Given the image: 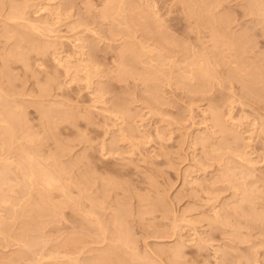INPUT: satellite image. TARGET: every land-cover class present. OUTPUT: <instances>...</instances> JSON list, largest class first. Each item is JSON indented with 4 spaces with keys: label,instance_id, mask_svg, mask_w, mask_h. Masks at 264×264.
Segmentation results:
<instances>
[{
    "label": "rangeland",
    "instance_id": "1",
    "mask_svg": "<svg viewBox=\"0 0 264 264\" xmlns=\"http://www.w3.org/2000/svg\"><path fill=\"white\" fill-rule=\"evenodd\" d=\"M260 2L0 0V264H264Z\"/></svg>",
    "mask_w": 264,
    "mask_h": 264
},
{
    "label": "bare ground",
    "instance_id": "2",
    "mask_svg": "<svg viewBox=\"0 0 264 264\" xmlns=\"http://www.w3.org/2000/svg\"><path fill=\"white\" fill-rule=\"evenodd\" d=\"M254 1H255V0H254ZM256 1H257V0H256ZM257 3H258V2H257ZM260 3H261V2H260ZM262 3H263V0H262ZM262 3H261V4H262ZM13 4H14V3H13ZM263 4H264V3H263ZM254 5H256V4H254ZM256 6L258 7V4H257ZM259 6H260V5H259ZM261 6H262V5H261ZM14 7H16V6H14ZM105 7H106V6H105ZM253 7H254V6H253ZM188 8H189V7H188ZM259 8H260V7H259ZM15 9H16V8H15ZM107 9H108V8H107ZM107 9H106V10H107ZM195 10H196V9H195ZM255 10L257 11V9H255ZM262 10H263V9H262ZM192 11H193V10H192ZM192 11H191V12H192ZM197 12H198V11H197ZM263 12H264V11H263ZM194 13H195V12H193V16L195 17L196 14H194ZM254 14H255V13H254ZM260 14H261V13H260ZM263 14H264V13H263ZM198 15H199V12H198ZM258 15H259V14H258ZM263 16H264V15H263ZM198 17L200 18L201 16H198ZM255 17H256V16H255ZM257 18H258V17H257ZM260 19H261V17H260ZM262 21H264V19H263ZM262 21H261V22H262ZM261 22H260V23H261ZM262 25H263V24H262ZM211 27H212V26H211ZM215 30H216V29L214 28V31H215ZM212 31H213V27H212ZM28 32H29V30H28ZM262 32H263V31H262ZM262 32H261V34H262ZM214 33H215V32H214ZM214 33H213V36H214ZM30 34L33 35V33H30ZM221 34H222V33H221ZM32 35H31V36H32ZM218 35H219V34H218ZM222 35H224V34H222ZM263 35H264V34H263ZM24 36H25V35H24ZM27 36H28V35H27ZM27 36L25 37V39L27 38ZM28 37H29L30 39H31V38L33 39V37H30V35H29ZM219 38H220V36H219L217 39H219ZM224 38H225V36H224ZM229 38H230V37H229ZM234 38H235V37H234ZM27 39H28V38H27ZM30 39H29V41H31ZM221 39L223 40V38H221ZM221 39H220V40H221ZM226 39H227V38H226ZM226 39H225V40H226ZM23 40H24V38H23ZM215 40H216V38H215ZM228 40H229V39H228ZM238 40H239V38H238ZM25 41H26V40H25ZM36 41H37V40H35V42H36ZM226 41H227V40H226ZM26 42H27V41H26ZM26 42H25V48H27V46H26V45H27ZM38 42H39V40H38ZM38 42H37V43H38ZM214 42H216V41H214ZM233 42L235 43L236 41H231V42H229V43L226 42V44L228 43V45L233 46V45H234ZM237 42H238V41H237ZM27 43H29V42H27ZM33 43H34V41L31 42L30 45L33 44ZM43 43H44V42H43ZM217 43H219V40H218ZM230 43H233V45L230 44ZM34 44H36V43H34ZM39 44H40V43H39ZM46 44H47V43H46ZM224 44H225V43H223V45H224ZM236 44H237V43H236ZM17 45H18V43H17ZM19 45H20V44H19ZM30 45H29V46H30ZM37 45H38V44H37ZM43 45H44V44H43ZM48 45H49V44H48ZM48 45H47V46H48ZM216 45H217V44H216ZM20 46H21V45H20ZM20 46L17 47L16 49L20 48ZM38 46H39V45H38ZM47 46H46V48H47ZM231 46H229V47H231ZM238 46H239V45H238ZM32 47H33V46H32ZM32 47H30V48H32ZM36 47H37V46H36ZM41 47H42V46H41ZM41 47H39L38 50L35 48V50H36V51H39V49H40ZM43 47H44V46H43ZM234 47H235V46H234ZM234 47H233V48H234ZM21 48H22V46H21ZM21 48H20V49H21ZM25 48H24V49H25ZM46 48H45V49H46ZM226 48H227V47H226ZM233 48L231 47V48H229V50H230V49H233ZM33 49H34V48H33ZM45 49H44V50H45ZM227 49H228V48H227ZM234 49H235V48H234ZM29 50H30V49H28L27 51H29ZM40 50L43 51V48H41ZM233 51H234V50H233ZM239 51H240V50H239ZM15 52H16V51H15ZM24 52H25V51H24ZM25 53H26V52H25ZM236 53H237V52H236ZM16 54H17V53H16ZM18 54L21 55V54H22L21 51H20V53H18ZM23 54H24V53H23ZM23 54H22V55H23ZM132 54H135V53H132ZM132 54H131V55H132ZM221 54H222V53H221ZM26 55H27V53H26ZM41 55H42V54H41ZM123 56H125V55H123ZM135 56H136V55H135ZM223 56H224V53H223ZM17 57H18V56H17ZM24 57H25V56H23V58H24ZM20 58H21V57H20ZM20 58H19V59H20ZM23 58H21V60H22L21 62L24 61L25 58H24V59H23ZM122 58H123V57H122ZM26 59H27V58H26ZM26 59H25V60H26ZM29 59H30V58H29ZM132 59H133V57H132ZM16 60H18V58H17ZM237 60L239 61L240 58L237 59ZM26 61H27V60H26ZM26 61H24V62H25L26 64H28V62H26ZM134 61H136V59H135ZM241 61H243V60H241ZM123 62H124V64L126 63L125 61H123ZM120 63H121V62H120ZM128 63H129V62H128ZM136 63H137V62H136ZM204 63H205V62H204ZM122 64H123V63H122ZM126 64H127V63H126ZM129 64H130V63H129ZM199 64H200V66L202 65L201 62H200ZM130 65H131V64H130ZM203 65H205V64H203ZM203 65H202V66H203ZM243 65H244V62H243ZM24 66H27V65H24ZM198 66H199V65H198ZM198 66H197L198 69L195 67L196 70H197V72H198V70L201 69L200 66H199V67H198ZM202 66H201V67H202ZM206 66H207V65H205V66H203V67L206 69ZM131 67H132V65H131ZM133 67H135V66H133ZM137 68H138V67H137ZM199 68H200V69H199ZM138 69L140 70L141 67L138 68ZM146 69H147V68H145V69L143 70V67H142V70H143V71H145ZM147 70L149 71V69H147ZM209 70H210V69H209ZM209 70H208V67H207V69L204 71V72H207V73L204 74V73L202 72L203 75H204V76H203V75H202V76H203V77H205V75L208 76V74H209L208 71H209ZM140 71H141V70H140ZM143 71H141V72H143ZM149 72H150V71H149ZM197 72H196V73H197ZM146 73H147V71H146ZM193 73L195 74V72H193ZM199 73H200V75L202 74L200 71H199ZM246 73H247V72H246ZM148 74H149V73H148ZM151 74H152V73H151ZM198 75H199V74H198ZM200 75H199V77H201ZM250 75H251V74H250ZM246 76H247V74H246ZM195 77H197V76L195 75ZM247 77H248V76H247ZM201 78H202V77H201ZM249 78H250V76H249ZM204 79L206 80V78H204ZM247 79H248V78H247ZM247 79H246V80H247ZM198 80H199V79H197V81H198ZM201 80L203 81V78H202ZM201 80H200V81H201ZM249 80H250V79H249ZM197 83H198V82H197ZM200 83H201V82H200ZM202 83H203V82H202ZM193 84H194V83H193ZM203 84H204V83H203ZM201 85H202V84H201ZM197 86H198V85H197ZM203 86L205 87V84H204ZM201 88H202V87H201ZM4 91H5V89H4ZM3 96H4V95H3ZM1 97H2V96H1ZM11 98H13V96H12ZM8 103H9V102H8ZM8 103H7V104H8ZM16 105H17V103H16L15 105H13V107L15 106V107H14L15 109L18 108V107H17L18 105H17V106H16ZM19 106H20V105H19ZM2 109H4V108H2ZM8 110L10 111V108L8 109V107H7V111H8ZM0 111H1V110H0ZM16 111H17V112H16ZM18 111H19V109L14 110V112H16V113L14 114L13 111L11 110V114H12L13 116L16 117V115L18 114ZM20 112H22V114H21ZM214 112H216V110H214ZM3 113H4V111H3ZM6 114H8V113L6 112ZM11 114H9V115H11ZM20 114H21V117H23V118L25 117V116H22V115H23V111H21V110L19 111V116H20ZM213 114H215V113H213ZM217 114H218V112L216 113V115H217ZM1 115H2V114H0V116H1ZM3 115H4V114H3ZM9 115H7V116H9ZM12 115H11V118H12ZM216 115H215V116H216ZM217 116H218V118H219V114H218ZM3 117H4V116H3ZM15 117H14V118H15ZM17 117H18V116H17ZM17 117H16V120H15L14 118H13L12 120L17 121V119H18ZM1 118H2V117H1ZM1 118H0V121H3L2 119L5 120V118H2V119H1ZM19 118H20V117H19ZM23 118H22V119H23ZM65 119H66V118H65ZM6 120H8V117L6 118ZM9 120H10V119H9ZM18 120H19V122L22 123V120H21V121H20V119H18ZM215 120H216V119H215ZM215 120H214V122L216 123ZM23 121H25V120H23ZM10 122H12V121L10 120ZM17 122H18V121H17ZM17 122H16V123H17ZM219 122H220V121H219ZM3 123H4V122H3ZM52 123H54V122H52ZM217 123H218V121H217ZM220 123H221V122H220ZM220 123H219V124H220ZM6 124H7V123H5V126H6ZM8 124H13V125H14V122H13V123H8ZM8 124H7V128H8V129H7V128H4V127H3L4 125H3V126H0V129H1L0 132H1V131H3L2 133H6V132H8L7 134H9V135L12 134L14 131H13L12 128H11L12 126L10 127V125H9L10 128L8 127ZM222 124H223V123H221L220 125H221V127L224 129V127L222 126ZM16 125H17V124H16ZM16 125H15V126H16ZM216 125H217V124H216ZM220 125H219V126H220ZM18 126H19V125H18ZM18 126H16V127H18ZM217 126H218V125H217ZM224 126H225V125H224ZM2 127H3L4 129H3ZM221 127H220V128H221ZM222 128H221V130H222ZM227 128H228V127H227ZM227 128H226V129H227ZM5 129H6V132H4ZM18 129H19V128H18ZM228 129H229V128H228ZM9 130H11L10 132H12V133H10ZM224 130H225V129H224ZM262 130H263V129H262ZM233 131H234V130H233ZM21 132L23 133V131H21ZM227 132H228V131H227ZM229 132H230V131H229ZM2 133H1V134H2ZM16 133H17V132H16ZM225 133H226V130H225ZM263 133H264V132H263ZM20 134H21V133H20ZM20 134H19V136H20ZM26 134H27V133H26ZM229 134H230V133H229ZM232 134H233V133H232ZM232 134H231V135H232ZM234 134H235V133H234ZM13 135H14V134H12V135H10V136H13ZM15 135H16V134H15ZM21 135H22V134H21ZM24 135H25V133L23 134V136H24ZM231 135H230V137H231ZM26 136H27V135H26ZM234 136L236 137V135H234ZM15 137H16V136H15ZM24 137H25V136H24ZM235 137H234V138H235ZM237 137H238V136H237ZM12 138H13V137H12ZM28 138H29V137H28ZM26 139H27V138H26ZM232 139H233V135H232ZM236 139H238V138H236ZM236 139H235V140H236ZM13 140H14V139H13ZM15 140H17V139L15 138ZM235 140H234V141H235ZM23 141H26V140H23ZM232 141H233V140H232ZM14 142H15V141H14ZM27 143H28V141H27ZM21 144H22V143H21ZM21 144H19V146H21ZM24 144H25V143H23V146H24ZM19 146H17V147H19ZM17 147H16V149H17ZM21 147H22V146H21ZM21 147H19V149L23 150ZM19 149H18V150H19ZM30 149H31V148H30ZM21 150H20V152H21ZM25 150H28V149L26 148V146H25ZM25 150H23V151L26 153ZM23 151H22V152H23ZM31 151H32V149H31ZM24 152L21 153V155L25 154ZM32 152H33V151H32ZM29 153H30V152H29ZM29 153H28L27 155H29ZM16 154H17V153H16ZM33 154H34V153H33ZM35 154H36V153H35ZM18 155H19V154H18ZM31 155H32V153L30 154V157H31ZM36 155H37V154H36ZM47 155H48V154H47ZM49 155H50V154H49ZM19 156H20V155H19ZM37 156H38V155H37ZM40 156H41V155H39V157H40ZM22 157L24 158V156H22ZM27 157H28V159H27ZM30 157L25 155V158H26L28 161L25 160V161H27V163H25V162L23 161V163H25V164L28 166V167H26V165L23 166V168L25 169V171H24V170H23V171H24V173L26 174V176H25L24 173H22V174H24V175H22V177H23V178L25 177V178H24V180H25V184H26V180H28L30 186H32V184H33L34 186H35V185H36V186L38 185L37 187H39V188L42 189V190H40V189H38V188H37V189H38V191H41V192H43L45 188H46V189H47V188H58L59 190H60V189H63V186H64L65 184H64L63 186L60 185V184H58V183H59V181L57 180L58 178L56 179L55 177H53L50 171H46V169L49 168V167H47L46 169H44V168L41 166L42 164H41V165L39 164V166H38L37 164H38L39 162H35L36 159H33V160H35L34 163H37V164H35L36 168H37L38 170H40V171H42V169H44L45 171L43 170L42 172H40V171H38V170H34V169H35V166H34V169H33L32 166H33L34 164H33L32 160H31V159L34 157V155H33V157H32L31 159H30ZM48 157H49V156H48ZM44 158H46V157H44ZM20 160H21V157H20ZM22 160H23V159H22ZM46 160H47V159H46ZM4 161H5V160H4ZM15 161H16V160H15ZM16 162H17V161H16ZM21 162H22V161H21ZM1 163H3V161H2ZM5 163H7V162H5ZM5 163H3L4 166H5ZM9 163H11V162H9ZM12 163H13V161H12ZM3 164H2V165H3ZM32 164H33V165H32ZM9 165H10V164H9ZM6 166H7V165H6ZM37 166H38V167H37ZM40 166L42 167V169H40V168H41ZM17 167H19V166L17 165ZM31 167H32V169H33L34 171H33L32 169H29L30 171H27V170H26V169L31 168ZM44 167H45V166H44ZM50 167H52V166H50ZM15 168H16V167H15ZM20 169H21V168H20ZM50 169H51V168H50ZM50 169H49V170H50ZM1 170L3 171V169H1ZM18 170H19V169H18ZM51 170H52V169H51ZM228 170H229V169H228ZM228 170L226 169V171H228ZM26 171H27V172H30V173H26ZM37 171L40 172V174H39ZM52 171L55 172L54 170H52ZM223 171H224V170H223ZM226 171H224V172H226ZM43 172H44V173H43ZM46 172H48V173L51 174V175L48 176V175H47L48 173L46 174ZM53 172H52V173H53ZM229 172H230V171L227 172V175H223V176H228V173H229ZM35 173H36V174H35ZM55 173H56V172H55ZM37 174L40 175L39 177H42V178H40V180H37V179L39 178ZM222 174H223V172H222ZM225 174H226V173H225ZM229 174H230V173H229ZM231 174H232V173H231ZM0 175H2V174H0ZM27 175H28V178H26ZM229 176H230V175H229ZM36 177H37V178H36ZM0 178H1V177H0ZM23 178H22V179H23ZM29 179H30V181H29ZM59 179H60V178H59ZM230 179H231V178H230ZM56 180H57V181H56ZM22 181H23V180H22ZM57 182H58V183H57ZM70 182H71V181H70ZM30 183H31V184H30ZM242 183H243V182H242ZM56 184H58V186H59V187L61 186L62 188H61V187L59 188ZM26 185H28V184H26ZM245 185H246V183H245ZM245 185H244V186H245ZM83 187H84V186H83ZM67 188H68V187H67ZM81 188H82V187H81ZM46 189H45V190H46ZM64 189H65V187H64ZM64 189H63V190H64ZM79 189H80V187H79ZM83 189H84V188H82V189H80V190L82 191ZM63 190H62V191H63ZM36 191H37V190H36ZM38 191H37V193H36L37 195L39 194ZM60 191H61V190H60ZM41 192H40V193H41ZM64 192L66 193L65 190H64L62 193H64ZM82 192H83V191H82ZM243 192H244V193H247V190H246V191L243 190ZM65 193H64V194H65ZM43 194H44V193H41L42 196H43ZM39 195H40V194H39ZM44 195H45V194H44ZM65 195H66V194H65ZM45 196H46V195H45ZM45 196H43L44 198L40 196L41 198L38 197L40 200H39L38 198H37L36 200H37V201L39 200V201L42 202V199H44L43 201L46 202L45 199L47 198V200H48V196H46V197H45ZM66 197H67V195H66ZM246 197H247V196H246ZM69 198H70V197H67V199H69ZM142 198H143V197H142ZM145 199H146V198H145ZM246 199H249V196H248ZM243 200H245V199H243ZM39 201H38V202L34 201V202H36V204H33V207H36V208H35V210H36L35 212H37L38 206L42 204V203H41V204H38V203H40ZM96 201H99V202L102 203L101 200L96 199ZM250 201H251V200L249 199V202H250ZM27 202H28V201H27ZM247 202H248V200H247ZM30 203L32 204L33 202L30 201ZM30 203H27V204L25 203V204H26V205L24 204L25 207H26L28 204H30ZM31 204H30V205H31ZM37 204H38V205H37ZM46 204H47V203H46ZM46 204H44V205H46ZM51 204H52V203L50 202V206L53 205V204H52V205H51ZM67 204H68V203H67ZM30 205H28V206H30ZM34 205H35V206H34ZM42 205H43V204H42ZM100 205H101V204H100ZM28 206H27V207H28ZM31 206H32V205H31ZM31 206H30L29 208L32 209L33 207H31ZM46 206H49V205H46ZM152 206H153V205H152ZM248 206H249V205H248ZM39 207H40V206H39ZM48 208H49V207H48ZM53 208H54V207H53ZM249 208H250V207H249ZM247 209H248V207H247ZM250 210H251V209H250ZM31 211H32V210H31ZM119 211H120V210H119ZM119 211H117V212H119ZM37 213H38V212H37ZM90 213L93 214V211H92V212L89 211V215H91ZM38 214H39V213H38ZM95 214H96V212H95ZM114 214H116V213L114 212ZM119 214H120V213H119ZM119 214H118V215H119ZM116 215H117V214H116ZM120 215H121V214H120ZM92 216H93V215H92ZM114 216H115V215H114ZM118 217H120V216H118ZM116 218H117V216H116ZM117 219L120 220V218H117ZM113 220H114V219H113ZM98 221H99V220H98ZM101 221H102V220H100V223H99V222H97V223H99V225H101V223L103 222V221H102V222H101ZM122 221H123V220H122ZM122 221L120 220L119 222L121 223ZM3 222H4V221L2 220V221L0 222V224H1V223L3 224ZM114 222L117 223L118 221L115 219ZM114 222H113V223H114ZM119 222H118V223H119ZM124 222H125V220H124ZM30 223H31V222H30ZM118 223H117L116 225L114 224V225H115V226H114V227H115V230H117V229L120 230V229H121V232L123 233V231H125V230L122 231V227L124 226V223L122 222V225H123V226L119 224L120 228H117L116 226H118ZM104 224H105V223H104ZM25 225H26V224H25ZM99 225H98V226H99ZM1 226H3V225H1ZM119 226H118V227H119ZM121 226H122V227H121ZM125 226H126V224H125ZM24 227H25V226H24ZM99 227H100V226H99ZM103 227L105 228L106 225H104ZM125 228H126V227H125ZM125 228H124V229H125ZM97 229H98V228H97ZM102 229H103V228H102ZM102 229L100 228V231H101ZM119 230H117V231H119ZM127 230L129 231L128 227H127ZM127 230L125 231V234H123V235H122V233H120V232H119V233H120V235H119V234L115 231V233L118 234V236H117L115 239H118V238H119L118 240L120 241V237H121V235H122V236H123V237H121V240H122V241H120V242H121V243L123 242V244H121V243H120V244L123 245V247H126V248H128L129 245H130V244H129L130 242L127 243V241H126V240L128 239V238H127V237H128V232H127ZM104 231H106V230L104 229ZM98 232H99V231H98ZM101 232H103V231H101ZM101 232H99V233H101ZM126 233H127V235H126ZM102 234H104V232H103ZM102 234H101V235H102ZM116 234H115V235H116ZM115 235H113V236H115ZM102 236H103V235H102ZM105 236H106V234H105ZM129 236H130V235H129ZM99 237H100V235H99ZM129 240H130V239H129ZM113 241H114V240H113ZM115 241H117V240H115ZM130 241H131V240H130ZM26 242H27V241H26ZM112 243H113V242H112ZM117 243H118V242H117ZM25 244H26V243H25ZM125 245H126V246H125ZM25 246H26V248H27V246L29 247L28 244L25 245ZM109 246H111V245H109ZM113 246H114V245H113ZM127 246H128V247H127ZM130 246H131V245H130ZM111 247H112V246H111ZM116 247H117V246H116ZM178 247H179V245H178ZM29 248H30V247H29ZM29 248H27V249H29ZM117 248H118V247H117ZM117 248H116V250H117ZM121 248H122V247H121ZM131 248H132V247H131ZM175 248H177V247H175ZM179 248H180V247H179ZM181 248H182V247H181ZM181 248H180V250H178L177 252H180V251H181ZM108 249L110 250V248H108ZM112 249H113V248H111V250H112ZM119 249H120V248H119ZM122 249H124V248H122ZM122 249H121V250H122ZM128 249H129V248H128ZM171 249H172V248H171ZM105 250H107V249H105ZM109 250H108V251H109ZM114 250H115V249H114ZM112 251H113V250H112ZM173 251L175 252L176 249H175V250L173 249ZM173 251H172V252H173ZM110 252H111V251H110ZM113 252H114V251H113ZM121 252H122V251H121ZM126 252H127V250L125 249V253H126ZM111 253H112V252H111ZM175 253H176V252H175ZM180 253H181V252H180ZM105 254H106V253H105ZM109 254H110V253H109ZM134 254H135V253H134ZM134 254H133V255H134ZM176 254H177V253H176ZM181 254H182V253H181ZM101 255H102V254H101ZM103 255H104V254H103ZM133 255H132V256H133ZM134 256H136V255H134ZM175 256H176V255H174L173 257H175ZM101 257H102V256H101ZM178 257H179V255H178L176 258L178 259ZM180 257H181V256H180ZM64 258H65V257H64ZM66 258H67V257H66ZM112 258H113V257H112ZM136 258H138V254H137ZM69 259H70V258H69ZM69 259L67 258V260H69ZM76 259H77V258H75L74 260L77 261ZM101 259H102V258H101ZM104 259H105V258H104ZM67 260H66V261L64 260V261L67 262ZM97 260H98V259H97ZM102 260H103V259H102ZM105 260H106V259H105ZM107 260H108V259H107ZM118 260H119V258H118ZM57 261H58V260H57ZM64 261H63V262H64ZM70 261H71V260H70ZM70 261H69V262H70ZM72 261H73V260H72ZM72 261H71L70 263H72ZM55 262H56V261H54L53 264H54ZM59 262H60V261H59ZM63 262H62V263H63ZM69 262H67L66 264H68ZM73 262H74V261H73ZM77 262H78V261H77ZM110 262H111V261H110ZM113 262H114V259H113ZM118 262H120V261H118ZM57 263H58V262H57ZM78 263H79V262H78ZM107 263H108V261H107ZM142 263H143V261H142ZM50 264H51V263H50ZM58 264H60V263H58ZM64 264H65V263H64ZM75 264H77V263H75ZM112 264H113V263H112ZM143 264H144V263H143Z\"/></svg>",
    "mask_w": 264,
    "mask_h": 264
}]
</instances>
